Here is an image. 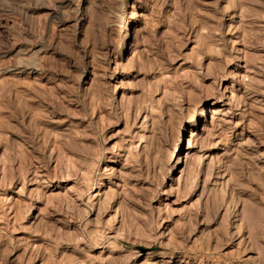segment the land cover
Segmentation results:
<instances>
[{
  "label": "rangeland",
  "instance_id": "rangeland-1",
  "mask_svg": "<svg viewBox=\"0 0 264 264\" xmlns=\"http://www.w3.org/2000/svg\"><path fill=\"white\" fill-rule=\"evenodd\" d=\"M0 264H264V0H0Z\"/></svg>",
  "mask_w": 264,
  "mask_h": 264
},
{
  "label": "bare ground",
  "instance_id": "bare-ground-1",
  "mask_svg": "<svg viewBox=\"0 0 264 264\" xmlns=\"http://www.w3.org/2000/svg\"><path fill=\"white\" fill-rule=\"evenodd\" d=\"M134 19V18H133ZM137 20V19H136ZM132 22V21H131ZM216 111V110H215ZM214 112V111H213ZM191 124V123H190ZM188 125V124H187ZM186 130V129H185Z\"/></svg>",
  "mask_w": 264,
  "mask_h": 264
}]
</instances>
